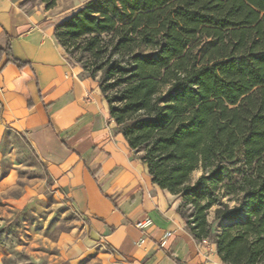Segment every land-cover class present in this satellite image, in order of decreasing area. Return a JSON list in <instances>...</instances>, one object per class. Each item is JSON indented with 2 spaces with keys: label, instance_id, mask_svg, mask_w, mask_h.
I'll return each instance as SVG.
<instances>
[{
  "label": "trees",
  "instance_id": "1",
  "mask_svg": "<svg viewBox=\"0 0 264 264\" xmlns=\"http://www.w3.org/2000/svg\"><path fill=\"white\" fill-rule=\"evenodd\" d=\"M55 37L71 66L103 73L117 132L153 183L182 199L194 238L224 264L263 263L264 0H93ZM217 221L234 223L217 234Z\"/></svg>",
  "mask_w": 264,
  "mask_h": 264
},
{
  "label": "crops",
  "instance_id": "2",
  "mask_svg": "<svg viewBox=\"0 0 264 264\" xmlns=\"http://www.w3.org/2000/svg\"><path fill=\"white\" fill-rule=\"evenodd\" d=\"M0 0V122L24 136L58 193L91 237L124 264H224L217 246L197 241L179 214L182 199L153 183L129 148L99 80L71 66L45 8ZM150 218L140 231L136 223ZM171 233L165 247L161 241Z\"/></svg>",
  "mask_w": 264,
  "mask_h": 264
},
{
  "label": "rangeland",
  "instance_id": "3",
  "mask_svg": "<svg viewBox=\"0 0 264 264\" xmlns=\"http://www.w3.org/2000/svg\"><path fill=\"white\" fill-rule=\"evenodd\" d=\"M33 8H47L43 0ZM93 0H50L66 21ZM47 11V10H46ZM80 66V65H78ZM103 73L97 74V79ZM200 172L193 175L196 181ZM234 203H231V207ZM213 208L209 214L215 217ZM234 221L214 222L217 234ZM0 264H124L95 241L82 217L58 193L23 135L0 122ZM261 264H264L261 263Z\"/></svg>",
  "mask_w": 264,
  "mask_h": 264
},
{
  "label": "built area",
  "instance_id": "4",
  "mask_svg": "<svg viewBox=\"0 0 264 264\" xmlns=\"http://www.w3.org/2000/svg\"><path fill=\"white\" fill-rule=\"evenodd\" d=\"M153 225V222L150 218L143 219L136 223V228L140 231H144L148 228H150ZM171 233H166L161 241V246L165 247L167 244V240L171 237ZM203 244H208L207 240L202 241Z\"/></svg>",
  "mask_w": 264,
  "mask_h": 264
}]
</instances>
